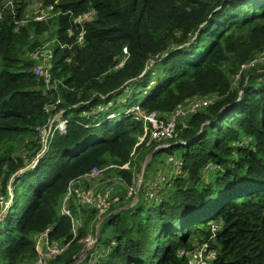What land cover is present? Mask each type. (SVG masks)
Masks as SVG:
<instances>
[{"label":"trees","instance_id":"obj_1","mask_svg":"<svg viewBox=\"0 0 264 264\" xmlns=\"http://www.w3.org/2000/svg\"><path fill=\"white\" fill-rule=\"evenodd\" d=\"M35 3L55 4L61 14L18 26ZM90 10L80 46L81 26L73 20ZM53 36L55 89L47 90L28 53ZM123 48L128 58L116 68ZM263 50L264 0H0V264H32L34 237L46 228L49 243L69 244L48 264H85L91 254L94 264H186L179 252L207 240L213 225V264H264V71L253 67L233 85L241 65ZM126 83V107L142 94L140 108L161 116L193 99L214 100L179 122L167 147L136 146L141 121L123 113L107 119L113 103L96 112ZM57 98L56 109L46 111ZM59 110L65 131H56L27 167L41 147L37 128ZM175 148L182 173L160 184L154 198L144 183L132 206V197H121L100 224L97 244L77 261L86 225L98 216L75 197L66 203L72 218L61 213L70 182L97 167L131 186L134 155H173ZM73 220L80 221L76 236ZM103 223L109 239H101Z\"/></svg>","mask_w":264,"mask_h":264},{"label":"built area","instance_id":"obj_2","mask_svg":"<svg viewBox=\"0 0 264 264\" xmlns=\"http://www.w3.org/2000/svg\"><path fill=\"white\" fill-rule=\"evenodd\" d=\"M56 3V2H55ZM36 7L35 10L28 9L25 17L19 21H16L18 26L24 25L30 20L34 21H42L45 19H51L59 14L60 12L54 11V5H48L45 7H41L40 3L33 4V7ZM93 11H86L81 15H78L73 21L78 26H81V30L77 36L76 43L81 44L83 43L84 39V29L83 24L86 21L92 19ZM68 34H71V30H68ZM55 43V38L49 40L44 45L37 47L33 52L28 53V57L34 62V65L31 69V72L34 73L35 76L40 77L46 89H55L54 82L52 80V68H53V61H54V50L53 46L49 47V43ZM72 44L67 43H59V47L64 49L66 47H70ZM166 54H163L165 56ZM161 56L156 55L153 59H150L145 67L144 73L151 68L156 60H159ZM128 58V52L126 48L122 49V57L120 61L115 66L120 67L124 64L126 59ZM261 67V70L264 71V50L258 53L254 58H252L247 63L241 65L238 74L236 75V80L240 78V76L246 72L247 70L253 67ZM131 87L126 83L122 86L121 92L122 96L125 98L128 96L127 93H130ZM127 95V96H126ZM214 99L213 98H203V99H193L187 102L186 104L179 105L172 114L161 116L157 112H144L139 104H134L129 106L123 112H111L107 119L111 120L121 113L126 115H133L134 119L137 121H141L143 123V134L138 137V141L136 146L145 142L146 145H150L153 141H166L176 138V127L180 122V119H186L192 113L198 111L202 107L206 106L208 103H211ZM60 98H57L51 105L46 107V111L55 110L57 105L60 104ZM112 106V103L109 102L104 106H100L97 108L96 112L106 111L108 108ZM67 119L63 117V110H59L58 112L54 113V115L49 119L48 124L38 127V131L40 134V149L36 154L35 158L32 162L28 165V167H34L39 159L46 153L48 149V145L50 143L51 138L59 131L63 133L66 128ZM186 123H183L185 126ZM176 143L179 144H186L184 141H177ZM169 144L163 143L158 147H167ZM168 162L171 163V172L172 175L178 176L182 173V162L179 158L169 157ZM123 168H128V165H124ZM209 169H212L213 166L211 164L208 165ZM103 169H99L97 167L92 168L91 171L84 174L83 176L72 180L67 188V193L63 199V206L61 209V213L68 215L71 217L70 210L66 207L67 201L71 197H75L78 204H81L89 209H93L96 211L97 216L103 218L106 216L111 208L120 202L121 194L118 193L114 189V183H108V181L103 184L102 187H98L95 185L93 187L83 186L81 180L91 181L96 180ZM166 181L165 177L162 174H158L157 178L152 181L144 184V190L147 188L148 191H144L146 196L149 198H154L156 193L159 192L160 184ZM142 184V179L137 180L136 187L130 190L129 194L137 195L139 186ZM133 188V187H131ZM12 188L8 187V195L9 197L12 196ZM129 196V195H128ZM133 199V198H132ZM136 198L134 197V200ZM0 200H3L2 195L0 194ZM10 201H6V208L9 206ZM133 202V201H132ZM72 218V217H71ZM72 233L76 236V232L78 229L77 221H72ZM218 229L217 225H213L211 228V235L207 240L201 242L198 246L190 249V250H181L179 252L180 255L184 256L186 264H213V261L218 256L217 249L211 246L212 240L215 238L216 231ZM50 228H46L44 232L39 234L35 238V249L38 253L37 259L32 264H48V262L58 255L62 254L66 251L69 244H54L49 243L48 240V233ZM98 238L94 235H88L85 237L82 242L84 243V248L79 252V254L75 257H78L77 261L83 260L86 256V252L92 249L97 244ZM97 257L94 255H89L85 264H94Z\"/></svg>","mask_w":264,"mask_h":264},{"label":"rangeland","instance_id":"obj_3","mask_svg":"<svg viewBox=\"0 0 264 264\" xmlns=\"http://www.w3.org/2000/svg\"><path fill=\"white\" fill-rule=\"evenodd\" d=\"M32 6L33 5H31L29 8H30V10L32 9V10H35L36 9V7L34 6L33 8H32ZM55 28H53V30H54ZM44 37L46 38V39H48L49 38V34H45L44 35ZM52 39H54L55 38V36H53V37H51ZM49 45V47H52L53 45H54V43L53 42H51V43H49L48 44ZM236 82H237V80H234V86H235V84H236ZM131 94V92L130 93H127V95L129 96ZM126 95V96H127ZM127 96V97H128ZM126 97V98H127ZM143 98H145L144 97V95H142V94H138V96H137V100L135 101V99L134 100H131V102L129 103L130 104V106H132V105H134L135 103H138V102H141V100L143 99ZM111 103H113L114 105H113V107H114V111L115 112H123L124 110H126V108H128V107H126V101H125V97L124 96H122V95H120V96H116V98H115V100H112L111 101ZM205 107V106H204ZM203 108V107H202ZM201 108V109H202ZM200 110V109H199ZM184 121V119H180V122H183ZM98 136H99V128H97L96 130H95V132H94V134L92 135V142L95 140V139H97L98 138ZM159 143H161V144H163V143H167V141H160ZM180 152H181V150L179 149V148H175L174 150H173V155H170V152L169 151H167V150H164V151H161L160 153H157V154H155L154 156H152V158H151V154H147V155H144L141 151L140 152H138L136 155H134V158H133V163L135 164L134 165V168H133V183L131 184V186H129V185H126L125 183H124V181L120 178V177H117V176H115V175H113V174H105L104 172H102L101 173V175L97 178L98 179V187H102L103 186V184H105L107 181H108V183H109V181H110V183H114V189L118 192V193H120L121 194V197H125V198H128L127 200H130V198H131V200H130V203H132V201H133V203H135L136 202V199H138V198H136L135 200H134V197H135V195H132L131 196V194H129V192H130V190L132 189H134L135 187H136V184H137V180L138 179H141L142 178V184L144 183H146V187H148L147 186V183H149V182H152V181H154L153 179H154V177H155V175H156V173L158 172V171H160L159 173L160 174H162L164 177L166 176V172H167V169H171V163H169L168 162V159H169V157H179L180 156ZM142 153V154H141ZM153 153V152H152ZM145 161H146V164L149 162V165H148V167H147V174L149 175V177H147V178H145L144 176H143V174L145 173V168L143 167L144 166V164H145ZM145 164V165H146ZM129 167V166H128ZM143 168H144V171H143ZM104 171V170H103ZM164 171V172H163ZM166 171V172H165ZM143 172V173H142ZM158 173V174H159ZM167 178H168V176H166V180H167ZM165 182V181H164ZM163 183V182H162ZM161 183V184H162ZM89 187V186H88ZM131 187H133V188H131ZM141 187V186H140ZM144 188V187H143ZM145 192L146 191H148V189L146 188L145 190H144ZM12 195H13V193H12ZM129 195V196H128ZM139 195V194H138ZM156 195H160V192L159 193H156ZM120 202H121V200H120ZM120 202H118L117 204H115L114 206H116V205H118ZM132 203V204H133ZM113 206V207H114ZM107 216V215H106ZM105 216V217H106ZM101 219H103V218H100V217H98V220H96V222L94 223L95 224V231H96V225H97V222L99 221V220H101ZM106 219V218H105ZM82 221V220H81ZM77 223H78V227L80 226V221H77ZM102 223V222H101ZM93 224V222H88L87 223V230H88V234L86 235V237L88 236V235H94L95 234V231H94V234H93V232H92V226L94 225ZM101 231H102V235H101V239H109L110 237H111V229L108 227V226H106V224L105 223H103L102 224V226H101ZM36 237V236H35ZM35 237H34V240H35ZM99 243H101V241L99 242Z\"/></svg>","mask_w":264,"mask_h":264},{"label":"crops","instance_id":"obj_4","mask_svg":"<svg viewBox=\"0 0 264 264\" xmlns=\"http://www.w3.org/2000/svg\"><path fill=\"white\" fill-rule=\"evenodd\" d=\"M166 172V171H165ZM167 175L168 177L172 176V172H171V169H167ZM83 186H89V187H93L95 185H98V179L96 180H91V181H86V180H81ZM140 189V188H139Z\"/></svg>","mask_w":264,"mask_h":264},{"label":"water","instance_id":"obj_5","mask_svg":"<svg viewBox=\"0 0 264 264\" xmlns=\"http://www.w3.org/2000/svg\"><path fill=\"white\" fill-rule=\"evenodd\" d=\"M151 157H152V154L150 155ZM145 164H146V161H145ZM144 164V168H145V165ZM28 167V166H27ZM144 168H143V171H144ZM143 173V172H142ZM142 179V178H141ZM139 188H140V186H139ZM138 194H139V190H138V193H137V195L135 196V198H138ZM136 201H137V199H136ZM133 203V202H132ZM132 203H130L127 207H130V206H132L133 204ZM107 217V216H106ZM105 216L103 217V219H101V220H99L98 222H97V225H96V231H95V236L98 238V235H99V226H100V224H101V222L106 218ZM87 253V252H86Z\"/></svg>","mask_w":264,"mask_h":264}]
</instances>
